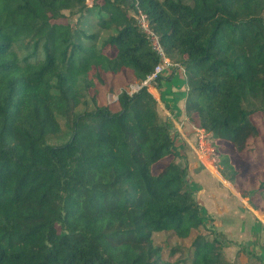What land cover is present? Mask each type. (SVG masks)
Instances as JSON below:
<instances>
[{"label":"trees","instance_id":"1","mask_svg":"<svg viewBox=\"0 0 264 264\" xmlns=\"http://www.w3.org/2000/svg\"><path fill=\"white\" fill-rule=\"evenodd\" d=\"M89 1L0 0V264H240L200 233L162 258L154 233L207 227L186 142L146 86L121 92L117 110L98 95L108 77L145 81L164 63L143 13L173 62L156 89L181 81L189 121L248 153L252 116L264 117V0Z\"/></svg>","mask_w":264,"mask_h":264},{"label":"rangeland","instance_id":"2","mask_svg":"<svg viewBox=\"0 0 264 264\" xmlns=\"http://www.w3.org/2000/svg\"><path fill=\"white\" fill-rule=\"evenodd\" d=\"M89 3L91 4L92 0H90ZM76 18L77 16L72 15L69 19L74 22L76 21ZM107 81L108 84L98 95L99 101L102 104L108 103L112 109L117 110L118 105L116 102L118 95L121 92L126 91L134 93L136 92L133 89L134 85L138 87L144 84V86L148 88V91L151 92L158 101L159 113L164 118L167 116L172 118L175 127L186 142V145H184L182 150L185 154L187 153L186 158L189 167V175L195 188L194 194L196 199L204 207L205 214L209 220L208 218L206 220L207 227L192 230L190 236L187 238H180L172 231L154 233L153 241L155 245L161 247L162 258L168 261H175L179 256V253L170 256V248L177 244L185 246L190 245L199 233L212 236L216 235L223 240L226 245L224 251L230 261L238 259L237 261L240 264H251L244 252L240 251L242 247L244 248L248 246V241L253 242L256 240L257 242H255L258 243L256 246L257 249L260 248L261 252L264 253V236L253 238V236L249 235L250 230L248 231L247 236L242 235L243 229H247V226L249 228L250 225H252L251 228L255 230V227H257L256 223H259L260 220H254L251 216H242L243 218H241L239 214L235 217L231 216L233 215V205L229 202L233 200V194L230 195L229 193L231 192H228L222 186L227 185V187H230L229 189H232L238 198L243 197L245 199L247 205L253 206L251 201L254 197L257 198V201L260 199L261 205H263L261 208L264 209V197L262 194L257 193L260 183L264 181V117L262 114L257 113L252 116L260 130V135L258 138L252 139L248 153L239 155L232 150L230 144H223L220 141L218 142L219 144L217 143V146L210 140V136H207L206 141L208 144L205 150L201 151L198 149L197 144L199 134L198 127L189 121L185 111L179 118H173L174 111L172 108L166 107L161 100L159 91L154 85V79L137 81L132 74L123 72L117 77H108ZM185 89H187V87H184V90ZM180 106L185 109V99L181 101ZM78 109H83V107L80 106ZM63 130H65V126H63ZM52 141H57V139H53ZM219 150L228 153L231 162L238 170H240V174L236 177V181L231 182L226 178L225 173H223L220 165ZM180 161L183 162L184 160L181 159ZM164 163L165 161L161 163V165ZM220 188H222V191ZM233 217L234 221H231ZM253 221L255 222L254 224ZM249 249L251 248L249 247Z\"/></svg>","mask_w":264,"mask_h":264},{"label":"crops","instance_id":"3","mask_svg":"<svg viewBox=\"0 0 264 264\" xmlns=\"http://www.w3.org/2000/svg\"><path fill=\"white\" fill-rule=\"evenodd\" d=\"M169 72H170L169 67L165 66L164 73L167 75ZM159 94H160V96L162 94V101L164 102L165 106H166V104L174 106L176 109L179 110L177 113H180V112H181V114L184 113L185 109H183V107L180 106L181 101L185 99L184 86L181 83V81L175 79V80L165 82L163 84L162 91H161V93L159 92ZM191 174H192V172H191ZM222 186L228 192H231V193H229L230 195L233 194L232 195L233 200H231V202H229L231 205H233L232 206V208H233L232 214L233 215H231V216L235 217V216H238L237 214H239L241 216V218H243L242 216H246V217L251 216L254 220L255 219L260 220L259 223L258 222L256 223L257 227H255V230L253 228H251L252 225H250L249 228L247 226V229L246 228L243 229L242 235L247 236V233L250 230L249 235L253 236V238L254 237L256 238L257 236H258V238L260 236H264V218H263L264 217V209L261 208V206H263V205H261L260 199H258V201H257V198L254 197V198H252V201H251L253 203V206L247 205L245 199L243 197L238 198L236 193H234V191L232 189H231L232 191L229 189L230 187H227V185H222ZM239 189L242 190L241 188H239ZM220 190L222 191V188H220ZM246 197H248V196H246ZM234 217L231 221H234ZM254 223L255 222L253 221V224ZM255 241L256 240H254L253 242L248 241L247 245L252 250L257 251V252L261 253L262 256H264V253L261 252V249L260 248L257 249L256 246L258 243H256L257 241L256 242Z\"/></svg>","mask_w":264,"mask_h":264},{"label":"built area","instance_id":"4","mask_svg":"<svg viewBox=\"0 0 264 264\" xmlns=\"http://www.w3.org/2000/svg\"><path fill=\"white\" fill-rule=\"evenodd\" d=\"M139 21L141 26L144 28V30L149 34L152 43L154 45V48L159 52V54L162 56L164 63L163 64H159L155 67V71L153 72V74L148 78V79H154L158 76V74H160L161 72L164 71L165 66H171L172 63L170 62L169 58H167L165 52L163 51L161 44L159 42V37L158 35L153 32L149 26H148V20L145 14L141 13L140 17H139ZM147 79V80H148ZM146 81V80H145ZM144 86V84H142L141 86H133V89L137 92L139 91L142 87ZM129 93V92H128ZM135 93V92H134ZM134 93H129L130 95L134 94ZM199 131L198 134V140H197V144H198V149L201 151H204L206 146H207V136L208 133H206L203 129H199L197 128Z\"/></svg>","mask_w":264,"mask_h":264}]
</instances>
